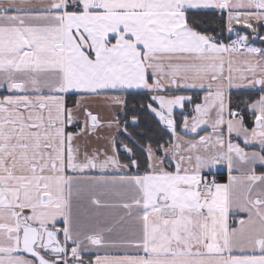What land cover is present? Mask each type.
Listing matches in <instances>:
<instances>
[{
	"label": "snow or ice",
	"instance_id": "1",
	"mask_svg": "<svg viewBox=\"0 0 264 264\" xmlns=\"http://www.w3.org/2000/svg\"><path fill=\"white\" fill-rule=\"evenodd\" d=\"M0 264H264V0H0Z\"/></svg>",
	"mask_w": 264,
	"mask_h": 264
},
{
	"label": "trees",
	"instance_id": "2",
	"mask_svg": "<svg viewBox=\"0 0 264 264\" xmlns=\"http://www.w3.org/2000/svg\"><path fill=\"white\" fill-rule=\"evenodd\" d=\"M221 178H223V177H221Z\"/></svg>",
	"mask_w": 264,
	"mask_h": 264
}]
</instances>
